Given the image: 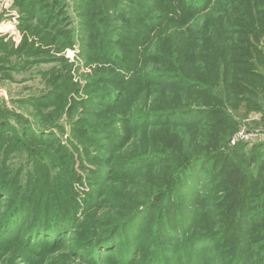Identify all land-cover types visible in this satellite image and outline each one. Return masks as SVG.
<instances>
[{"label": "rangeland", "instance_id": "1", "mask_svg": "<svg viewBox=\"0 0 264 264\" xmlns=\"http://www.w3.org/2000/svg\"><path fill=\"white\" fill-rule=\"evenodd\" d=\"M0 264H264V0H0Z\"/></svg>", "mask_w": 264, "mask_h": 264}, {"label": "trees", "instance_id": "2", "mask_svg": "<svg viewBox=\"0 0 264 264\" xmlns=\"http://www.w3.org/2000/svg\"><path fill=\"white\" fill-rule=\"evenodd\" d=\"M193 109H186L185 111H183V112H185V113H180L179 115H184V116H191L193 119H197L198 117H200V119H198V120H194L195 122H199V121H201L202 119H205L208 115H209V111H207V110H205V109H196V110H194V111H192ZM178 111H180V110H178ZM181 112V111H180ZM219 155V153H216V154H213V155H211L210 157H208L209 158V161H208V159L206 158V157H203V158H199V159H193V160H191V161H188L187 163H186V165L188 166V167H186L187 169L188 168H190V167H195V166H197L198 168H199V170H198V174L196 175V176H198V178H199V176L201 175V173H202V171L200 170L201 168H205V167H201V165L203 164V163H205V162H207L208 161V163H210V162H214V163H216V164H218V165H220V168L222 169V171H223V177H232V176H234L232 179H234L233 180V188H236V186L237 185H239L240 183H242V182H244V179H243V176H241V173H240V171H239V169H238V167H237V164L236 163H232L231 162V164H232V166H231V170L227 173L226 171L224 172V166H223V164H225L226 162H229V164H230V159H229V157H227L226 155L224 156L223 155V157L224 158H220V159H215L217 156ZM222 160V161H221ZM130 163V162H129ZM216 174H219V170H218V172L216 173ZM219 177V176H218ZM203 180V179H202ZM202 180H200L201 182H202ZM151 206H153V205H151ZM151 206H149V207H151ZM30 207H32V206H30ZM34 207V206H33ZM25 208V207H24ZM23 209V208H22ZM35 211H36V209H35ZM25 214H26V211H23ZM31 217H33V214L31 215ZM52 217H54V216H52ZM42 218H46V216H44V217H42ZM60 219L59 220H57V221H55V222H58V223H63V222H65L64 224H63V226L61 225V224H59V226L60 227H66V223L68 222L67 220H66V218L65 217H63V216H60L59 217ZM54 218H52L51 220H53ZM40 220H42V219H40ZM39 220V221H40ZM46 220V219H45ZM49 220H50V218H49ZM69 220V219H68ZM8 222H9V219L5 222V225H7L8 224ZM57 228H59V227H57Z\"/></svg>", "mask_w": 264, "mask_h": 264}]
</instances>
